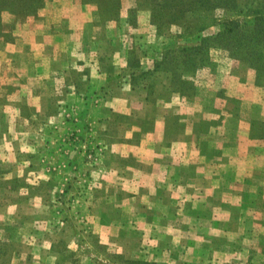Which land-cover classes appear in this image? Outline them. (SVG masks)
I'll list each match as a JSON object with an SVG mask.
<instances>
[{"label": "rangeland", "instance_id": "rangeland-1", "mask_svg": "<svg viewBox=\"0 0 264 264\" xmlns=\"http://www.w3.org/2000/svg\"><path fill=\"white\" fill-rule=\"evenodd\" d=\"M37 1L0 14V264H264V71L184 50L264 0Z\"/></svg>", "mask_w": 264, "mask_h": 264}, {"label": "trees", "instance_id": "trees-1", "mask_svg": "<svg viewBox=\"0 0 264 264\" xmlns=\"http://www.w3.org/2000/svg\"><path fill=\"white\" fill-rule=\"evenodd\" d=\"M112 0H106L107 9L111 7ZM15 0H0V14L3 10H7L14 15H20L19 13L32 14L37 9L38 1L35 4L28 6V10L18 12L14 5ZM151 2L159 9L164 12L167 5L170 8V13L176 17V20L168 19L169 22L187 20L191 15H197L198 13L206 14L208 11H212L214 7L227 6V0H151ZM120 3V1H119ZM182 8V9H181ZM207 8V9H206ZM201 14V15H202ZM109 15L108 11L106 16ZM163 17V16H162ZM200 20V19H199ZM199 22V21H198ZM201 24L204 28V20L201 19ZM227 27L226 31L218 33L214 40L202 39L192 49H184L188 52L189 57L196 56L204 53L207 47L211 44H216L221 48L232 51L234 54L242 53L245 54L247 68L256 70L257 72L263 73L264 71V17L258 14H253L252 21H233L225 24ZM202 31V30H201ZM205 54V53H204ZM197 57L191 59L192 66L195 65ZM204 63V61L201 60Z\"/></svg>", "mask_w": 264, "mask_h": 264}, {"label": "crops", "instance_id": "crops-1", "mask_svg": "<svg viewBox=\"0 0 264 264\" xmlns=\"http://www.w3.org/2000/svg\"><path fill=\"white\" fill-rule=\"evenodd\" d=\"M133 6H134V5H133ZM133 6H132V7H133ZM132 7H130V8H132ZM45 12H48V11H45ZM54 13H56V12H54ZM50 30H52V28H51ZM49 32H50V31H49Z\"/></svg>", "mask_w": 264, "mask_h": 264}]
</instances>
